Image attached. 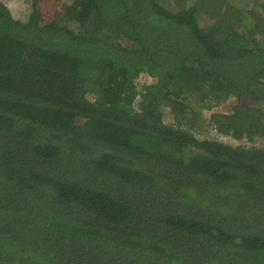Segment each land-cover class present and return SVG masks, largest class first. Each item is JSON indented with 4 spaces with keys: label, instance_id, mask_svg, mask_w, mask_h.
<instances>
[{
    "label": "trees",
    "instance_id": "trees-1",
    "mask_svg": "<svg viewBox=\"0 0 264 264\" xmlns=\"http://www.w3.org/2000/svg\"><path fill=\"white\" fill-rule=\"evenodd\" d=\"M25 1L0 264H264V0Z\"/></svg>",
    "mask_w": 264,
    "mask_h": 264
},
{
    "label": "rangeland",
    "instance_id": "rangeland-1",
    "mask_svg": "<svg viewBox=\"0 0 264 264\" xmlns=\"http://www.w3.org/2000/svg\"><path fill=\"white\" fill-rule=\"evenodd\" d=\"M10 10L14 17L19 19H25L29 12L28 3L25 0H10ZM142 82L149 83L151 82L147 77H143ZM140 86V84H138ZM264 146V142L262 143Z\"/></svg>",
    "mask_w": 264,
    "mask_h": 264
},
{
    "label": "built area",
    "instance_id": "built-area-1",
    "mask_svg": "<svg viewBox=\"0 0 264 264\" xmlns=\"http://www.w3.org/2000/svg\"><path fill=\"white\" fill-rule=\"evenodd\" d=\"M143 77H147L150 81H152V78L148 75L142 74L140 77L137 79V84H142L143 82L141 81Z\"/></svg>",
    "mask_w": 264,
    "mask_h": 264
}]
</instances>
